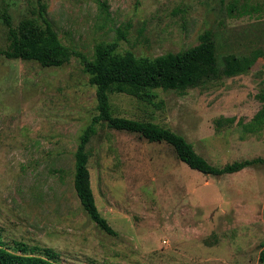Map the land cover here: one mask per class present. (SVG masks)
Here are the masks:
<instances>
[{
	"label": "rangeland",
	"instance_id": "rangeland-1",
	"mask_svg": "<svg viewBox=\"0 0 264 264\" xmlns=\"http://www.w3.org/2000/svg\"><path fill=\"white\" fill-rule=\"evenodd\" d=\"M237 3L229 13L228 7ZM62 43L88 59L97 44L157 58L200 44L211 32L219 62L260 52L246 74L200 87L158 91L155 105L110 97L117 117L152 121L184 136L216 167L264 159V129L245 133L262 108L264 0H46ZM249 4L251 13H243ZM39 0H0V49L10 45L5 17L17 29L40 24ZM98 115L96 89L80 59L61 68L0 59V232L5 244L59 264H264V165L206 176L172 146L98 126L88 169L101 215L117 235L95 224L74 188L75 153ZM222 121L219 127L218 120ZM234 119V123H229Z\"/></svg>",
	"mask_w": 264,
	"mask_h": 264
},
{
	"label": "trees",
	"instance_id": "trees-1",
	"mask_svg": "<svg viewBox=\"0 0 264 264\" xmlns=\"http://www.w3.org/2000/svg\"><path fill=\"white\" fill-rule=\"evenodd\" d=\"M39 5L42 24L35 19H26L15 29L9 16L5 17L10 45L5 50L0 49V59L4 57L9 60L36 62L42 68L64 67L74 57L81 60L90 85L96 89L98 115L80 136L75 153L74 188L91 220L104 232L117 235L98 210L88 169L87 150L101 123H106L109 128L117 131L138 134L150 143H166L172 146L180 161L206 176L233 175L264 165L263 158H256L216 167L199 155L184 136L171 129L163 128L152 121L115 116L110 101L111 95L124 94L156 106L159 90L184 92L221 77L248 73L261 58L260 52L243 56L229 54L223 57L221 66L214 36L211 32H206L200 36V44L188 50L176 54L168 53L154 59L137 57L132 52H119V41L125 38V34H120V38L113 42L97 44L94 58L88 59L62 43L46 16V0H39ZM236 5L237 3L230 5L228 12H234ZM243 9L245 14L251 13L253 8L246 4ZM257 98L263 103L262 108L248 123L239 122L245 133L259 134L264 129V91ZM222 121L218 120L219 127L222 126ZM228 122L231 124L235 120L229 119ZM36 250L29 249L24 243H18L11 248L4 243L0 232V264H59L56 253L45 250L46 256H42L35 254ZM260 259L264 263V251Z\"/></svg>",
	"mask_w": 264,
	"mask_h": 264
}]
</instances>
